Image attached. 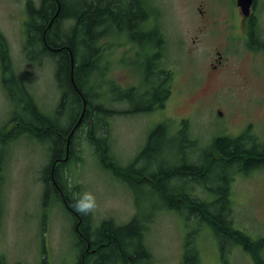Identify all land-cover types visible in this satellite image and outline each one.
<instances>
[{
    "label": "rangeland",
    "instance_id": "rangeland-1",
    "mask_svg": "<svg viewBox=\"0 0 264 264\" xmlns=\"http://www.w3.org/2000/svg\"><path fill=\"white\" fill-rule=\"evenodd\" d=\"M154 1L159 5L160 15H150L155 18L164 35L166 46L162 51L163 62L173 73L171 96L158 111L112 116L108 120L109 136L104 137L107 144L111 142L109 156H113V161L125 168L145 144L149 128L163 119L169 121L172 127L185 122L187 131L198 139L200 152L193 154L192 149L182 143L186 139L182 135L176 140L167 138V147L162 150L156 164L150 165L152 168L145 171L147 175L153 173L152 169L174 168L178 162L172 152L181 149L188 153L190 163L199 165V157L208 147L203 143L220 130L231 133L230 128L235 130L245 127V133L242 134L250 139L247 147H264V58L255 59L244 53L240 41L226 45L227 34H224L223 29L225 19L229 17L211 15L215 0ZM24 5L25 0H0V30L7 38L14 72L23 81L24 89L32 93L39 109L52 112L60 97L54 78L56 69L51 59L44 56L40 64L25 63V55L30 58L41 53L39 49H35L39 51L37 53L24 49L20 23ZM121 6H127L125 0ZM198 8L204 12L202 15H199ZM119 40L117 32L102 37L97 43L104 46L106 51L103 49L99 53L102 58L96 62L94 70L84 82L86 89L93 92L94 101L113 102L115 92L110 91L113 87L120 92L139 83V78L126 64L127 55H130L129 49H126L129 42L124 45ZM217 52L224 55L225 66L212 72L210 63L216 61ZM97 91L100 94L95 99ZM127 104L119 102L115 103V107L124 110ZM14 106L2 87L0 75L1 126L10 120ZM109 107H113L111 103ZM219 110L227 117L220 116ZM226 118L229 122L222 121ZM87 124L84 121L76 145L80 160L68 162L63 177L65 181L68 178L71 185H78L77 193L80 196L91 193L95 197L97 207L90 213V223L95 228L106 219H111L114 225H121L139 215L147 223L145 243L153 264H180L183 242L185 247L188 239L189 247L196 246L198 249L200 264H254L241 245L223 241L222 253L219 243L203 223L199 224L196 217L187 214V211L183 215L168 210L164 198L155 195L150 188L140 187L136 181H130L134 184L130 187L105 170L98 152L100 147L88 139ZM224 124L229 127L226 129ZM101 132V129L94 131L95 136H100ZM3 137L5 133L2 128L0 139ZM1 151L6 153V160L0 197L3 215L0 227L5 232L0 233V264H14L18 261L16 259H20L23 264H75L77 251L73 245L75 234L73 236L72 217L62 208L58 211L55 209L52 217L48 212L43 215L40 208L41 175L48 162L46 146L19 140ZM146 167L138 161L130 177L138 178L137 172ZM226 172L214 167L207 177L215 185L219 174L224 179L230 175ZM195 180L203 182L206 177ZM181 187H184L183 192H192L203 200L212 199V195L197 182L187 186L180 179L173 181L174 190ZM231 196L234 226L252 241L259 239L264 235V170L248 176L233 175ZM28 211L33 214L28 218L31 224L21 226V221H26L24 214ZM37 212L38 215H35Z\"/></svg>",
    "mask_w": 264,
    "mask_h": 264
},
{
    "label": "trees",
    "instance_id": "trees-1",
    "mask_svg": "<svg viewBox=\"0 0 264 264\" xmlns=\"http://www.w3.org/2000/svg\"><path fill=\"white\" fill-rule=\"evenodd\" d=\"M45 1H47V17L48 15L49 17L43 18L44 22L51 17V13H54L56 2L61 5V10L59 11V15L62 12L61 18L64 17L65 19L73 20V26L71 28H64L63 32H58V35L49 38V42H51V40L56 41V39L63 41L58 45H54L55 50L42 47V51L50 57L59 58L55 71L57 82L61 86V96L58 100V104L65 105V110L70 109L73 111L74 108L82 110L83 101L86 102V110L83 119L85 117V119L88 120L87 125H90V121L92 123V131L88 135V139L93 145L100 147V161L104 163L103 167L106 168L105 170L109 171L118 180L124 179L126 176L130 175L132 168L138 161L142 162V158H144L150 150L159 155L163 150V142L167 141V138L172 137L176 140L180 135L186 137L182 143H185L186 147L191 148L193 154L195 152H200L198 149L199 146L197 145L198 139L192 137L189 131L179 130L177 133L170 132L169 134L166 123L160 122L159 124H155L149 132L145 144L137 152L135 158L126 166L129 168H121L120 165L113 161L111 158L113 156H109L108 149L110 150L111 142L107 144L104 138L105 136H109L108 120L115 114L122 115L137 112L147 114L157 110L164 105L172 85L173 73L165 67L163 62L162 51L165 46L163 32L158 23L154 26L155 29L148 28V26H152L149 20L152 17L150 12H145V4L142 0H125L127 6L124 8L121 6L124 0ZM121 11H123V13H121ZM158 14L160 15V13ZM111 21L118 27L122 25L123 31H127H125L127 39L123 44L125 45L129 42V50L134 52V54L128 57L127 63H129V65L132 64V70L139 78V83L136 86H131L120 92L116 87H111L112 89L110 91L115 92L113 93L114 103H102L92 100L93 92L86 89L84 82L88 75L94 70L96 62L102 58L99 53L103 51V49L106 51L104 46H99L97 43L102 37H106L109 34ZM144 25L145 28L143 29ZM93 26L94 28H92ZM77 32L78 37H76ZM110 35L111 34L108 36ZM142 35L143 38H141ZM148 35L153 37H149ZM76 38L79 39L80 44H74ZM144 38L147 39L146 44L143 43ZM39 39L42 40L41 38ZM40 40L37 39L36 41L41 43ZM131 45H133V48H131ZM6 47L5 43H0V56L7 55ZM138 47L143 49L144 62H142L141 59L139 60L140 54ZM80 48L82 49L79 52ZM24 49L26 51L35 49L30 39L25 43ZM154 50H158V52L153 53ZM70 54L72 56L73 65L70 61ZM153 57L156 60L160 58V62L153 65L151 63ZM71 73L73 75V80L77 83L80 94L72 89L70 82ZM12 77L13 75H11V78ZM4 79L7 80V78ZM103 82L105 83V81ZM13 84L15 90L12 89L8 91L10 102L15 106L19 104L26 106V108L22 107V110H24L23 113L27 116L31 115L34 120L40 118V109L32 93L26 91L23 85H18L15 78ZM99 94V91L95 92V99H97V95ZM119 102H122V104L128 103L124 110L116 109L117 106L115 103L118 104ZM109 103H111L113 107H109ZM42 121L43 120L38 119V123H42ZM184 124L186 123L183 122L182 125ZM99 129L102 130L101 135L96 137L94 131ZM53 136L54 134H52V137ZM215 145H217L219 153L215 152V154L212 155L207 153L210 150L207 151V149H205V154H202L203 163L199 165L186 164L184 161V153L187 152H185L184 149L172 152V155L175 154L177 162L181 159L182 162L180 165L175 166L174 169H171V171H165L163 168H160L155 175L161 177V180L155 179L156 182L154 187L156 189L153 188L152 191L155 192V195L158 194L166 200V207L168 210L183 215H185L187 211V214L198 219L199 224L203 223L202 225L208 229L214 239L219 243L218 246L222 253L224 250V242L239 244L244 248L254 264H264V235L252 241V238L234 226L232 208L230 206V176L224 179L219 174L217 181L214 182L215 185L210 182V179L206 175L203 176L206 177V180L203 182L200 181L199 183L202 184L200 186L208 194L212 195L210 201L203 200L197 194H192V192L187 191V198H189L191 202L188 201L186 203L183 188L173 189L174 180L178 178H184V180L187 181L190 178L195 180L200 178L203 172L207 171L206 169L208 168L214 169V167H218L221 171L236 169L234 173L237 174H249L264 169V147L262 146L260 148L247 147L244 143L237 144L231 142L222 144L220 140H217ZM154 148L155 150H153ZM188 148H186V151ZM205 163H207L208 166H206ZM209 173L211 174V172H208V174ZM142 174L143 172L140 171L139 177ZM168 177H171V185H169L170 179H168ZM128 182L131 183L130 181ZM140 186L142 187V183ZM182 192L184 195H180ZM169 198L172 200L177 199V203L168 202ZM68 212L71 216L74 215L70 209ZM82 218L85 229L89 232V235L86 234V239L82 238L83 244L81 245V251L83 253L81 258H85L86 264H153V258L145 243L147 223L144 217L135 215L128 222L121 225H114L111 219H106L101 222L97 228L90 223V214L87 216L82 215ZM202 225H200V227ZM198 230H200L199 226ZM190 234L195 235L194 232ZM185 243L186 245L184 247L183 242V254L180 264H200L197 247L190 248L189 239ZM86 245L90 246V251L91 249H95V253H85Z\"/></svg>",
    "mask_w": 264,
    "mask_h": 264
},
{
    "label": "flooded vegetation",
    "instance_id": "flooded-vegetation-1",
    "mask_svg": "<svg viewBox=\"0 0 264 264\" xmlns=\"http://www.w3.org/2000/svg\"><path fill=\"white\" fill-rule=\"evenodd\" d=\"M20 1V0H19ZM143 3L145 4L144 10L145 12H150L152 15H158L160 13V8L159 5L155 3L154 0H148L144 1L142 0ZM56 2V1H55ZM213 8H211V15L214 14H221L224 17H229L225 19L226 25L224 26V34H227L225 36L226 39V45H229L231 42L234 41H240L241 44L243 45V52L247 53L250 57H254L255 59L258 58H264V0H253L252 4L249 8V13L247 15H244L241 12V9L239 8L237 4V0H215L213 3ZM47 1L45 0H37V2H34L33 0H25V5L23 6L22 9V15L23 17L20 18V23H21V29L22 33L24 36L23 43L27 42L28 39H30L31 42H33L35 49H39V51L33 50L34 53H41L39 55L32 56L28 58L26 55V62L29 64L37 65L41 63L42 56L45 58H50L51 61L54 63L55 69L57 67V60L59 58L57 57H50L49 55L47 56L46 53L42 51V47H47L49 50H55V44H60L63 41H59L58 39L51 40L49 42V38L55 37V35H58V32H63V29H69L73 26V20L72 19H65L64 17L61 18V13L59 15V11L61 10V5L56 2V9L54 13H51V17L47 19L46 22L43 21V18H48L47 17ZM199 15H202L204 12L202 9L198 8ZM59 16V17H58ZM151 21L152 26H148V28H154L156 25V20L154 17L149 19ZM94 28V26L92 27ZM145 28V25L143 29ZM155 29V28H154ZM126 31V30H125ZM125 31H123L122 25L120 27L116 26L114 23L110 24L109 28V34L110 36L116 34L119 32V38L120 42L123 44L127 36L125 34ZM127 32V31H126ZM52 33V35H51ZM108 34V35H109ZM144 35V34H143ZM143 35L141 38H143ZM149 37H153L151 35H148ZM59 37V36H58ZM126 37V38H125ZM41 38L42 40H40ZM40 40L39 41L36 40ZM5 43L7 46V55L6 56H0V75H1V81H2V87L4 88L7 96H8V91L14 89V84L13 80L14 78L17 80V84L23 85V81H20L18 79V76L16 75L17 73L14 72V67L11 61V56L9 54V48H8V41L4 33L0 30V43ZM79 39L76 38L74 41L75 43H78ZM143 43H147V39H143ZM128 44V43H126ZM166 46V45H165ZM164 46V48H165ZM130 48V44L126 46V49L128 50ZM131 48H133V45H131ZM163 48V51H164ZM139 60L141 59L142 62L145 61L144 58V52L142 48H139ZM130 55L134 54L133 51L128 50ZM157 53L158 50H154L153 53ZM218 56L215 62L210 63V69L212 72H216L218 69L223 68L225 65H223V59L225 61L224 55H221V53L217 52ZM130 55H127L130 57ZM159 56V55H158ZM30 59V60H28ZM71 60V58H70ZM160 62V58L158 60L154 59L152 60V64L154 65L155 63ZM261 61H259L260 63ZM128 66L132 68V64ZM72 70V68H71ZM56 71V70H55ZM54 71V78H55V83L56 87L58 88L59 95L61 96V86L58 84L57 77L55 75ZM2 75H7V80H5ZM11 75L13 77L11 78ZM6 81V82H5ZM70 82L72 85V89L77 93L80 94L79 88L77 86V83L73 80V75L72 73L70 74ZM5 86V87H4ZM26 90V89H25ZM27 91V90H26ZM172 89H170L169 94L167 98L165 99L166 101L169 99L171 96ZM9 98V96H8ZM80 98V96H79ZM60 99V97H59ZM10 100V98H9ZM164 103V104H165ZM22 107H25L23 104H19L17 106H14V110L11 113V118L8 122L5 123V125H0V132L3 131L5 133V137H3L0 142V197H1V188L4 183V165H5V160H6V153L4 151H1L4 147L7 145L12 144L13 142L19 141V140H24L25 142H31V143H42L46 146L47 148V155H48V162L46 166L42 170V175H41V183H42V200L40 202V208L42 209L43 215H45V212H48V215L52 217L53 211L55 209L60 210V208L64 209L67 213H69V209L74 213L72 217V229H73V236L75 234V241H73L74 249L77 251V260L75 264H86L85 258L82 257L81 255L83 254L81 249H82V238L86 239V234L89 235V232L85 229L84 221L82 218V214L76 212L73 208V203H74V197L79 196L77 193V188L78 185H71L66 174L67 181L64 180V172H65V167L68 162L70 161H78L80 160L79 155L76 153V145H77V140L79 138V134L81 133L82 126L84 124V121H88L83 119V117L80 119L81 116V110L78 108H74L73 111L70 109L65 110L66 106L65 105H59L57 103L55 109L52 112H48L47 109L44 111L43 109H40V120H43L42 123H38V119L34 120L31 115L27 116L25 113H23L24 110H22ZM158 111V110H157ZM35 113V112H34ZM218 113L220 116H226L224 115V112L222 110H219ZM36 114V113H35ZM123 115V114H122ZM34 116V115H33ZM84 116V115H83ZM222 121H227L229 122V119H222ZM160 122H165L166 123V128L168 130V133H174L178 132V130H183L187 132V124L182 125V123H178L175 126L169 125V121L163 119L161 121H157L156 124H159ZM155 126V125H154ZM153 126V127H154ZM226 129L229 127L228 125L224 124L223 125ZM251 126V123H249L248 127ZM152 127V128H153ZM152 128H149V131L146 134L145 137V142L147 137L149 136V132L152 130ZM88 131L87 135H89L92 131V123L90 121V125H88ZM230 132H227L225 130L219 131L215 135L211 137L209 141L204 142L205 144L208 145L206 148L207 153L210 154H215L219 153V150L217 148V145H215L217 140L222 141V144H227L229 142L231 143H244L247 146L248 140H250L247 136L245 137L242 133H245V127H239L235 130H232L230 128ZM93 133V132H92ZM52 134L54 136L52 137ZM4 134H2L3 136ZM1 136V137H2ZM89 137V136H88ZM164 146L163 149L167 147L166 141L163 142ZM214 144V146H213ZM203 147V146H202ZM201 147V148H202ZM155 150V148L153 149ZM98 152H100V149H98ZM188 153H184V158L185 162L188 165H192V163L189 162ZM203 155L205 154L204 152L202 153ZM160 155V154H159ZM159 155H157L154 151H149L144 158H142V162L147 165L146 168L140 169L143 174L139 177L140 171L137 172L138 178L137 177H130L126 176V178L122 179L121 182L126 183V185H129L130 187H133L134 184L129 183L128 181H136V184H141L142 186L149 189L153 190L156 189L154 187L156 178L158 180H161V177L156 176L155 174L158 173L159 169H152L151 171L153 172L152 174H146V170L150 167V165H155L156 160L158 159ZM172 156H175L172 155ZM215 156V155H214ZM176 157V156H175ZM200 158V164H202V157ZM182 162V159L178 161L177 165H180ZM130 163V162H129ZM141 164V163H140ZM206 166H208L207 163H205ZM175 165V166H177ZM204 165V164H203ZM175 168V167H174ZM172 168V169H174ZM212 169H206L208 172H212ZM165 171H171L170 168H163ZM264 170V169H262ZM204 171L203 175L200 178H203L204 175L208 176V172ZM236 169L227 171L230 175V194H231V185H232V179L233 175L237 174L234 173ZM255 172V171H254ZM136 171L134 172V174ZM253 173V172H252ZM249 174H240L238 173L237 175H242V176H248ZM148 176V177H147ZM156 176V177H155ZM197 178V179H200ZM169 184L172 181L171 177H168ZM181 180L183 184L186 183L187 186L191 183L197 182V184L202 185L199 183L200 181L194 180L190 178L188 181L184 180V178H178ZM135 184V185H136ZM128 187V186H127ZM141 187V186H140ZM184 188V187H183ZM130 191H132L129 188ZM171 190V188H170ZM185 193V192H184ZM180 193V195H182ZM184 195V194H183ZM188 194L185 193V201L186 203L189 200L187 198ZM231 196V195H230ZM232 196L230 197V199ZM177 199H168V202H173L177 203ZM166 202V200H164ZM191 202V201H190ZM69 204V205H68ZM70 206V208H69ZM70 214V213H69ZM90 214V213H89ZM87 214V215H89ZM38 215V212L35 214ZM85 215V216H87ZM30 216H33L30 211L26 212L24 214V219L26 221H21V226L29 225L31 224V221L28 220ZM3 220V215H2V205H1V198H0V226L1 222ZM11 221V219H10ZM10 225V224H9ZM80 225V226H79ZM0 227V233L4 232L2 228ZM30 227V226H29ZM77 229V230H76ZM90 231V229H89ZM5 234V232H4ZM86 252H91L95 253V249H91L90 251V246L85 247V253ZM222 258V257H221ZM14 264H23L20 259H16Z\"/></svg>",
    "mask_w": 264,
    "mask_h": 264
},
{
    "label": "clouds",
    "instance_id": "clouds-1",
    "mask_svg": "<svg viewBox=\"0 0 264 264\" xmlns=\"http://www.w3.org/2000/svg\"><path fill=\"white\" fill-rule=\"evenodd\" d=\"M73 208L76 212L87 215L96 210V199L91 193H84L82 196H75Z\"/></svg>",
    "mask_w": 264,
    "mask_h": 264
},
{
    "label": "water",
    "instance_id": "water-1",
    "mask_svg": "<svg viewBox=\"0 0 264 264\" xmlns=\"http://www.w3.org/2000/svg\"><path fill=\"white\" fill-rule=\"evenodd\" d=\"M252 1L253 0H237V4H238L239 8L241 9V12L244 15H247L249 13V8L252 4ZM70 57H71V60H70L71 64L73 65V60H72L71 54H70ZM85 110H86V102L83 101L80 119L83 117Z\"/></svg>",
    "mask_w": 264,
    "mask_h": 264
}]
</instances>
